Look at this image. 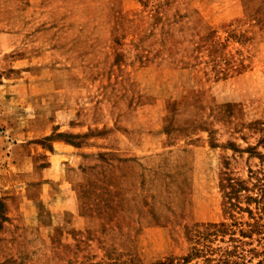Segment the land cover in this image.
Returning a JSON list of instances; mask_svg holds the SVG:
<instances>
[{"label":"rangeland","instance_id":"rangeland-1","mask_svg":"<svg viewBox=\"0 0 264 264\" xmlns=\"http://www.w3.org/2000/svg\"><path fill=\"white\" fill-rule=\"evenodd\" d=\"M2 36L1 48L10 36L17 47L0 55V82L22 75L13 94L27 104L0 94V164L41 162L40 147H9L41 128L24 118L57 121L61 101L100 97L87 86L111 50L121 74L133 53L144 57L146 97L163 106L141 113L152 151L100 152L60 191L25 162L0 165L12 199L0 208V264H264V0H0ZM17 56L24 73L11 67ZM79 155L66 166L89 160ZM120 157L133 159L124 170Z\"/></svg>","mask_w":264,"mask_h":264},{"label":"crops","instance_id":"crops-1","mask_svg":"<svg viewBox=\"0 0 264 264\" xmlns=\"http://www.w3.org/2000/svg\"><path fill=\"white\" fill-rule=\"evenodd\" d=\"M3 38L5 37H0L1 40H3ZM7 42L5 40L6 47L4 48H1L3 43L0 44V55L12 52L17 47V43L14 42L13 36H10ZM116 53V50H111L103 56L101 72L97 74L99 79L96 83L91 82L90 86L82 82L80 83V80H76L73 83V87L77 89H83L87 86L102 90V95L100 97H75L73 103L70 102L68 104L63 102L64 100L61 101L57 108V112L63 115H61V119L57 121L47 114L44 117L40 116L38 118L37 113L28 114L26 118H24L27 123L35 121L36 119L40 120L41 128H29L27 125L22 130L21 135L19 134L22 139L13 140V143H9V147L13 150V148H17V146L27 142L28 147L29 145L35 146L36 149L40 147L43 157L41 158V162H37V159H35L37 155L33 153L31 154L30 162L29 160L25 162L15 158L14 163V160L10 159L11 155H6L3 159V163L0 164L6 168V171L8 170L10 173V169L12 168L10 165L11 160L13 164L20 169L24 167L23 162H25L28 164L25 165L28 171L35 169L37 170L36 172L41 173L42 184L51 185L53 183L49 180H57L60 191L66 186V174L70 169L82 174L87 171L93 172V170L96 169L95 166H97V162H92V159L94 160L95 157L97 158L100 152L105 151L108 153L111 151L117 153L120 151L132 150L135 151L136 154H139L154 149L151 145H155V141L150 140V136L154 137V133H150L149 130L145 128V122H143L145 118L141 113L145 110L146 106L149 105L155 109L157 115H161L163 106L162 101L158 98L146 97V92L143 88V69L146 67L145 60L142 59L144 57L140 54L134 55L133 53V59L126 63L127 67L125 73L121 74L117 72L118 64L121 61H117L118 58ZM23 58L20 56L13 57V63L11 64V67L21 69V73L26 72L24 68H19L22 67ZM108 70H111L112 75L109 74ZM37 78L42 77L41 75H37ZM34 79L35 83L33 85H39V87L42 88L48 85V81L45 79H40L39 81H37L36 78ZM22 80L24 79L22 75H20L15 81H13L11 77L9 79L10 83L8 84L0 82V94H12L11 100L16 98V100L23 103L20 101V94H13L15 91L19 90L21 85H24ZM141 86L143 91L140 90ZM109 88H121L124 90L125 96L119 99L111 95L110 92L103 91V89L107 90ZM23 104H27V102ZM33 106L34 104H30L28 109H33ZM155 115H149V117L154 119L157 117ZM139 120L141 122H139ZM133 137L140 138V140L133 143L130 140V138ZM39 138L44 139L40 142L37 140ZM79 151H82L81 153L83 154H88V158L86 159L89 160L84 161L87 164H81L80 162L75 168L66 166L68 164L67 160L70 157L77 158L80 156L79 154L81 153H79ZM81 156L84 157L86 155ZM134 156L136 159L138 158V156ZM131 157H120L121 159H119V161H121L122 166L117 165L116 167L124 170L123 165L128 163L127 161H132L133 159ZM110 166L113 168L112 163H110ZM111 167L105 168V178H107L108 170H110ZM50 171H52L53 174L50 175ZM122 172L123 171H120L119 173L122 174ZM27 184L29 186V184L32 183L29 182ZM33 186H37V184L33 182ZM4 187L7 186L4 185ZM4 187H2V189H5ZM4 195V192L1 193L0 190V204L6 211V208L10 209L12 206V199H6ZM28 198L30 201H34L35 199L30 196H28ZM5 215L9 217V214L5 213Z\"/></svg>","mask_w":264,"mask_h":264},{"label":"trees","instance_id":"trees-1","mask_svg":"<svg viewBox=\"0 0 264 264\" xmlns=\"http://www.w3.org/2000/svg\"><path fill=\"white\" fill-rule=\"evenodd\" d=\"M107 178H105V180H106ZM0 208H2V205L0 204ZM4 218H6V217H4Z\"/></svg>","mask_w":264,"mask_h":264}]
</instances>
